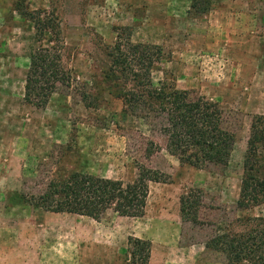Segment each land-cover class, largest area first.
I'll return each instance as SVG.
<instances>
[{"label": "rangeland", "instance_id": "rangeland-1", "mask_svg": "<svg viewBox=\"0 0 264 264\" xmlns=\"http://www.w3.org/2000/svg\"><path fill=\"white\" fill-rule=\"evenodd\" d=\"M32 10L57 22L69 77L43 107L23 96L39 43L20 12ZM127 40L162 48L155 82L169 78L225 111L236 136L227 165L180 164L159 123L124 112L108 93V49ZM255 115H264V0H0V264H126L129 237L150 241L149 264H229L205 242L264 229V203L237 206ZM140 166L164 180L149 183L140 217L55 213L9 199L72 171L130 182ZM191 189L202 200L193 218L180 210Z\"/></svg>", "mask_w": 264, "mask_h": 264}, {"label": "trees", "instance_id": "trees-1", "mask_svg": "<svg viewBox=\"0 0 264 264\" xmlns=\"http://www.w3.org/2000/svg\"><path fill=\"white\" fill-rule=\"evenodd\" d=\"M14 5L21 10L18 1ZM20 15L33 23L32 38L39 43L29 54L23 96L27 103L43 107L59 86L69 83L61 63L59 27L54 18L40 10L21 11ZM47 34L53 42L45 46ZM162 55L157 44L116 41L107 52L111 69L106 73V90L122 100L124 112L159 123L165 149L180 164L197 168L227 165L236 138L227 125V114L216 102L177 88L169 78L155 82L152 69ZM87 98L83 94V101ZM162 176L145 166L139 167L130 182L72 171L50 178L38 194L14 192L9 199L15 204L55 213L94 216L111 209L121 216L140 217L145 210L149 183L164 181ZM196 191L191 189L180 199L181 213L191 218L202 203ZM263 203L264 115H255L246 142L237 206L248 209ZM205 248L225 254L229 264H264V229L217 233L205 242ZM128 253L126 264H149L151 243L129 237Z\"/></svg>", "mask_w": 264, "mask_h": 264}]
</instances>
